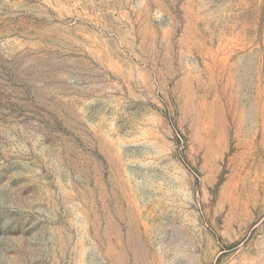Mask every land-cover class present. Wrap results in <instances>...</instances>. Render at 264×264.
I'll use <instances>...</instances> for the list:
<instances>
[{
  "label": "rangeland",
  "instance_id": "rangeland-1",
  "mask_svg": "<svg viewBox=\"0 0 264 264\" xmlns=\"http://www.w3.org/2000/svg\"><path fill=\"white\" fill-rule=\"evenodd\" d=\"M0 264H264V0H0Z\"/></svg>",
  "mask_w": 264,
  "mask_h": 264
},
{
  "label": "bare ground",
  "instance_id": "bare-ground-1",
  "mask_svg": "<svg viewBox=\"0 0 264 264\" xmlns=\"http://www.w3.org/2000/svg\"><path fill=\"white\" fill-rule=\"evenodd\" d=\"M251 193H253V192H251ZM259 194H260V192H256V193H254V195H252V196H248L247 197V199H246V201H245V206H246V209H248V208H250V207H255L256 205H257V203H258V198H259ZM245 208V207H244ZM246 211V210H245ZM244 218V217H243Z\"/></svg>",
  "mask_w": 264,
  "mask_h": 264
}]
</instances>
